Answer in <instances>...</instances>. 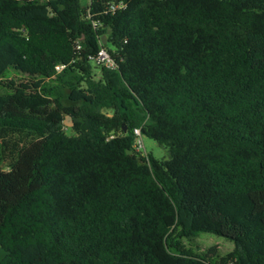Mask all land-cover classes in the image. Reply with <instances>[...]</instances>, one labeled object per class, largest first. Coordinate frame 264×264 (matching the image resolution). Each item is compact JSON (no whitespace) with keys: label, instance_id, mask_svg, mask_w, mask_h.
Masks as SVG:
<instances>
[{"label":"trees","instance_id":"1","mask_svg":"<svg viewBox=\"0 0 264 264\" xmlns=\"http://www.w3.org/2000/svg\"><path fill=\"white\" fill-rule=\"evenodd\" d=\"M0 148L2 264H264V0H0Z\"/></svg>","mask_w":264,"mask_h":264},{"label":"rangeland","instance_id":"2","mask_svg":"<svg viewBox=\"0 0 264 264\" xmlns=\"http://www.w3.org/2000/svg\"><path fill=\"white\" fill-rule=\"evenodd\" d=\"M72 122V121H71ZM65 124L67 126H72L73 122L70 123V120L68 117H65ZM142 136V135H141ZM142 145L144 146V150H146V153H152L153 156L157 159H164L168 158V151L160 146L157 142L154 140L148 138L147 136H142ZM0 169L9 171L10 170V162L7 160H4L1 155V148H0ZM197 246V247H196ZM196 246H193V249L195 251H198L199 249L201 251L207 250L209 247L217 246L220 252V255L224 256L231 252L234 249V243L231 241H228L224 239L223 237L214 235V234H208V233H202L200 234Z\"/></svg>","mask_w":264,"mask_h":264},{"label":"built area","instance_id":"3","mask_svg":"<svg viewBox=\"0 0 264 264\" xmlns=\"http://www.w3.org/2000/svg\"><path fill=\"white\" fill-rule=\"evenodd\" d=\"M82 1H86V2H91V0H82ZM125 6L122 3L119 4H111L110 5V10L112 11H116L118 9H123ZM91 59H95L96 63L99 65H102L108 69H113L115 67L113 60L111 59V56L109 55V53L107 52V50H105L104 48L101 49L98 53V55L96 57H90ZM63 69V67H57V70L60 72ZM134 133L136 135V141L134 144V149L137 152H142L145 153L144 150V146L142 145V134H141V130L140 129H135Z\"/></svg>","mask_w":264,"mask_h":264},{"label":"water","instance_id":"4","mask_svg":"<svg viewBox=\"0 0 264 264\" xmlns=\"http://www.w3.org/2000/svg\"><path fill=\"white\" fill-rule=\"evenodd\" d=\"M103 44H106L107 43V37L104 36L103 38ZM68 119L70 120V123H72V119L71 117H68ZM125 130H126V127H125ZM129 154H132L133 152L132 151H129L128 152ZM10 254L9 251H7L4 247H2V245L0 244V264H2V262L6 259V257Z\"/></svg>","mask_w":264,"mask_h":264}]
</instances>
